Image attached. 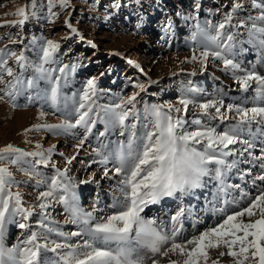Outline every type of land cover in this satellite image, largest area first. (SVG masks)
Instances as JSON below:
<instances>
[{
	"label": "snow or ice",
	"instance_id": "snow-or-ice-1",
	"mask_svg": "<svg viewBox=\"0 0 264 264\" xmlns=\"http://www.w3.org/2000/svg\"><path fill=\"white\" fill-rule=\"evenodd\" d=\"M47 4L51 16L55 18L59 14L52 9L57 4L67 8L69 0H47ZM191 7L192 11L184 19L196 21V31L191 37L196 47L192 49V56L185 58L184 62L199 61L201 69L206 70L209 58L221 61L223 71L231 72L239 90L248 93L251 89L254 93L252 97L225 104L223 96L226 93L218 89L214 97L203 102L182 98L180 107L171 103L145 104L142 122L136 103L140 92L147 90L145 84L136 83L134 87L139 91L119 97L118 102L102 105L96 102L97 80L90 78L79 94L67 97L62 89L68 83V76L79 65L50 67L58 62L59 42L44 39L36 62H30L23 51L17 53L0 48V85H3L0 87V101L16 108L17 98L27 90L35 89V96H29V101L43 100L57 110L63 101V114L75 117L74 120L65 118L55 124L33 125L25 129V134L46 129L59 135L82 128L84 134L76 144V155L84 148L98 122L104 125V130L98 132L97 140L117 128L120 129V136L125 137L112 141L114 147L111 150L105 143L93 148L91 155L98 159L90 160L87 165L81 161L86 168L93 163L100 164L102 178L115 180L110 188L109 211L99 217L96 213L102 209L94 206L91 211H85L80 206L76 191L78 184H99L95 173L88 180L77 181L74 176L68 175V168L59 169L54 164L55 176L51 178L48 190L38 194L37 203L25 207L22 193L13 191L14 187L18 189L20 182L10 165H20L26 157L35 158L28 162L32 171L26 172V175L31 178L37 174V165H49L56 146L44 149L37 143L35 151H26L13 144L0 148V264H143L141 258H134L141 248H147L153 254L151 264H161V257L167 260V264H208L209 250L221 247L227 251H219V258L227 255L233 258V264L249 261L251 264H264V189H259L247 207L227 215L222 223L179 242L183 208L170 217V231H165L163 222L158 223L155 218L142 215L149 205L159 204L164 198L182 199L196 189L205 188L212 180L217 182L213 199L226 197L231 190L241 187L239 184H227L228 174L236 170L239 178L244 180L252 176L251 166L254 164L260 169V174L252 176V183L256 185L259 181L264 184V75L256 71L255 66L251 69L242 67L235 59L240 52L247 51L243 47L247 43L256 52L259 62L264 63V0H250L247 6L245 0H232L229 10L223 13V21L215 25L208 20L201 24L200 0H193ZM224 7L221 5L215 11L221 12ZM26 9L27 6L19 8L14 14L22 19L11 23L24 24L28 19ZM252 10H256L255 15ZM245 12L246 17L233 24L234 18ZM66 24L73 34H79L70 22L66 21ZM168 27H172L171 22ZM240 28L247 29L246 40L238 39L241 35L238 31H228ZM80 38L83 39L82 36ZM12 59L22 71L9 66L8 62ZM29 68L34 70V75L25 80L24 71ZM5 74L10 79L5 80ZM192 75H195V70ZM40 81L45 82L43 89L39 86ZM155 83L157 81L148 80L149 85ZM189 91L199 93L202 90L190 88ZM249 100L250 106L246 103ZM69 105L72 106L71 112H67ZM189 105L193 108L194 118L191 120L186 119ZM39 115H45L42 109ZM129 117H132V122H128ZM219 124H225L223 130H219ZM192 126L195 130H190ZM258 147L260 154L256 155ZM76 155L68 158L67 163L71 164ZM110 163L111 168L108 167ZM241 164L249 167L242 169ZM20 170L24 171L23 168ZM247 195L243 193V196ZM228 202L224 200V203ZM54 203L63 205L65 212L69 213L65 223L80 225L78 231L65 233L55 226L57 222L51 220L48 213ZM94 203L99 204V199ZM37 210L41 215L37 222L39 227L63 239L49 240L48 235L33 230L24 240L6 247V224L15 222L14 218L20 216L23 222L17 223V227L29 230L32 228L29 218ZM244 217L258 218L245 222ZM71 237L82 239L70 243ZM173 256L176 258L173 259ZM211 264H220V260H212Z\"/></svg>",
	"mask_w": 264,
	"mask_h": 264
},
{
	"label": "rangeland",
	"instance_id": "rangeland-1",
	"mask_svg": "<svg viewBox=\"0 0 264 264\" xmlns=\"http://www.w3.org/2000/svg\"><path fill=\"white\" fill-rule=\"evenodd\" d=\"M76 1V2H75ZM41 4L39 7L34 3ZM70 2L74 3V9L70 16H67V19L71 22H74L79 29H81L83 24H86V28L88 30V36L90 38H94V36L102 35V37L94 38L97 40L107 41L108 37H116L117 41L122 40L121 46L125 49L126 55L130 57V60L134 58L135 49H140L138 52L142 54V58L144 62L143 65L146 64L151 58L149 57V47L151 48L152 45L155 49L159 48V52L161 51V60L157 63V67H161L160 70L163 68H167L171 66L181 65L180 56L181 54L190 51L192 48L196 47L191 40L192 34L196 31L194 25L196 23L195 20H188L185 21V15H188L189 12L192 11V2L193 0H70ZM83 2V3H82ZM250 2V0H249ZM248 2V3H249ZM82 3V4H81ZM38 4V5H39ZM186 4V5H183ZM70 5V4H69ZM83 5V6H82ZM183 5V6H182ZM27 6V14L28 19L24 23V28L22 30V34L19 35L20 31L16 32L17 27L19 24H13L11 22L18 21L22 19V17L15 15L14 13L21 7ZM60 8V5L57 4L52 11H56ZM71 7V6H70ZM185 7V8H184ZM78 8H83V16L81 19H77ZM229 7H227L228 10ZM49 6L47 4V0H0V48H6V50L21 52L25 51L24 54L28 58L30 62H36L38 60V52L39 46L43 42L44 39H52L55 41L62 40L63 43L66 42L64 40V33L66 29H62L60 25H58V19L63 15V10H59L58 16L52 18L49 12ZM68 10V8H65ZM32 12H31V11ZM63 11V12H62ZM177 11V12H176ZM31 12V13H30ZM212 12V13H211ZM34 13V15L32 14ZM46 14V15H45ZM245 16L247 13H241ZM254 15V14H253ZM223 12L216 13L215 11H207L201 12L199 20L203 25L205 20L211 21L213 25L218 24L223 19ZM244 17V16H243ZM49 18V19H48ZM177 18V19H176ZM39 19V20H38ZM241 19V18H238ZM179 20V21H178ZM237 23V19H235ZM169 22H171L172 27L169 28ZM52 25V26H50ZM55 25V26H53ZM94 25V26H93ZM242 30V29H241ZM246 28H243L244 34L243 38L240 40L247 39V33L245 32ZM230 31V30H228ZM61 32V33H60ZM97 32V33H96ZM23 36V37H21ZM15 41V42H13ZM134 41L135 45H138L140 48H134L131 42ZM160 44H159V43ZM73 42L65 43V45H61L60 51L57 54V63L50 65V67L58 68L63 64H73L76 63L79 66L76 68V71L68 76V83L66 86L63 87L62 91L63 94L67 97H71L73 93H80L84 88L86 81L90 78H96L97 80V104H110L118 102L119 97L124 96L127 97L134 92L135 90L134 84L141 83V79H145L148 77V73L138 72V77L136 76V72H132L133 67L131 64L129 65L128 69L129 72H125V64L123 62H118L115 60H104L101 54L96 52L93 53V48L90 46L82 45L83 42L80 44H73ZM159 44V45H158ZM103 47L104 45L102 42H99L98 46ZM149 45V47H147ZM160 46V47H159ZM37 47V48H36ZM244 48L247 49L245 52H240L236 55L235 59L241 63L244 62L246 58V62L252 63L255 60L256 53L252 50V46L245 43L243 45ZM110 48H115L111 46ZM146 48V49H145ZM23 49V50H22ZM115 49H118L115 48ZM121 50V48L119 47ZM144 49V50H143ZM146 50V51H145ZM27 54V55H26ZM231 58V57H230ZM240 60V61H239ZM15 60H9V65L16 69V71H22L17 65ZM14 62V63H12ZM129 62V61H128ZM12 63V64H11ZM116 63V64H115ZM15 64V65H14ZM89 66V67H88ZM86 68L88 70H86ZM144 68V66H143ZM178 70V69H176ZM155 69H151L150 73L154 72ZM175 78H178V72H174ZM188 73V72H187ZM34 74V70L29 68V70L24 72V78L27 80L28 78L32 77ZM214 74V72L212 73ZM188 77V78H187ZM187 79L189 81H193V78H190L187 75ZM5 80L10 79L5 74ZM184 78V76H183ZM208 83V84H207ZM211 82H209L208 77L207 80L204 82L194 83L193 86L201 85V92L203 95H208L210 90ZM223 85L226 83V79L224 78L221 81ZM212 85V84H211ZM40 88L43 89L45 87V82L40 81L39 84ZM209 86V89H208ZM3 87V85H0ZM152 89V88H150ZM180 90H184L181 86L175 87L174 90H166V92H161L157 89L151 90L149 94L145 96V100L147 105L152 104H167L169 100L175 99L178 97L177 92ZM128 94V95H127ZM111 95V96H110ZM157 95H160L158 98ZM29 96H35V89L27 90L23 95L17 98L16 103L18 107L15 109L26 110L30 109L33 110V114L30 118L34 120L32 122V126L36 124H55L59 123L62 119L68 118L74 120V116H66L63 113L65 109L63 107V101H61L59 110L54 109L50 106L49 103H45L43 100L33 99L29 101ZM144 98H142V101ZM6 102V101H4ZM8 105L11 106L10 103L6 102ZM138 110L141 114V121L143 122V108L145 105L139 103ZM138 105V104H137ZM12 107V106H11ZM44 111L46 118L40 119L38 111ZM72 106L69 105L67 112H71ZM24 115V114H21ZM51 117V122H47V118ZM12 118V112L4 111L0 112V145H6L11 141L15 142L14 139H11L10 135L13 133L12 127L9 126L10 119ZM57 118V120H56ZM191 118H194L193 116ZM39 119V120H37ZM55 119V120H54ZM54 121V122H53ZM39 122V123H38ZM132 122V117H129V121ZM31 126V127H32ZM30 127V128H31ZM24 128L23 131L20 132L25 133ZM104 130V125L100 122L97 123L96 127L93 129V134L89 137V149L92 150L93 148L99 147L101 143L110 144L109 150H111L114 145L112 141L123 140L125 139L124 136H120V129L117 128L116 130L109 132L104 137H100L97 140L98 132ZM7 134V137L3 135ZM28 140L31 142L41 143L45 148H49L52 145H55V149H59L60 146L65 145V143L72 148V151H75L76 146L74 145L79 141V139L83 136L84 130L82 128H75L69 132H62L61 134L57 135L54 132H49L46 129L31 131L28 132ZM121 137V138H120ZM114 138V140H113ZM67 139V140H66ZM111 139V140H110ZM27 141V142H29ZM18 142V140H17ZM36 143V144H37ZM73 143V144H71ZM21 142L18 145H14L19 148ZM20 145V146H19ZM25 148V147H24ZM23 148V149H24ZM26 151H30L25 149ZM54 154V155H53ZM51 157V162L49 165H37L35 168L36 175H32L29 178L26 175V172L32 171L30 161H33L35 158L26 157L24 161L21 162L20 165H12L11 171L13 172L17 181L20 182L18 189L13 188V191L19 190L23 195L26 193L24 190H29L34 195H38L42 191L48 190L51 178L55 176V170L53 168V164L56 168L64 169L68 168L69 164L67 163L68 158L76 155V152L73 154L63 153V155H57L55 151L53 152ZM107 154V152H106ZM59 156V157H58ZM56 157V158H55ZM84 155L79 154L76 155V159L72 161L70 165L73 166V172H78V166L80 164L77 163L78 160H83ZM96 158L95 156H93ZM60 158V159H59ZM55 159V160H54ZM98 159V157L96 158ZM61 160V161H60ZM86 160V159H85ZM56 161V162H55ZM7 163V161H5ZM94 165L86 168L83 173H80V176L83 177L81 180H88L90 179L92 168ZM23 168L24 171L20 169ZM234 171V170H233ZM231 174H234V172ZM69 172V171H68ZM256 175L260 174V169L257 168V172L254 170ZM23 174V175H22ZM71 176L70 172L68 173ZM251 177V176H250ZM35 178L37 179L35 181ZM33 179V181H32ZM250 178H247L245 181L248 182ZM226 183L234 185V181L230 178ZM38 181H42V183H37ZM236 182L242 181L238 178V181L235 179ZM113 182V183H112ZM229 182V183H228ZM103 183V184H102ZM240 183V182H239ZM251 182H248L244 185V189L241 191H234L231 190L226 197H221V199L214 200L212 197V193L209 192V197L204 201H200V206L202 210H198L197 204L198 199L202 196L200 194L195 195L196 199H191L190 204L194 202L193 208L194 210H190L188 215L187 222L183 223L182 225L185 227L184 230L193 234L198 235L202 231H206L208 228L215 227L218 224L222 223L223 219L226 218L227 215L232 214L235 211H240L244 207H247L250 202V190L249 186ZM258 183V182H257ZM100 184V185H99ZM99 184L93 182L88 184H78L76 191L80 198V206L85 211H91L94 206L97 209H102V211H98L96 213L97 216L107 214L109 211V205L111 204V195H110V188L115 184V180L102 178ZM112 184V185H111ZM238 184V183H237ZM264 184H262L263 187ZM101 186V187H100ZM107 186V187H106ZM247 187V188H246ZM253 187H256L253 185ZM261 189H264V187ZM257 188V187H256ZM79 189V190H78ZM198 193L197 191H195ZM216 192V188L215 191ZM243 193H248V198L243 196ZM62 194V193H60ZM33 196V195H31ZM241 197V198H240ZM252 198V197H251ZM99 199L100 203L95 204L94 202ZM227 199L229 202L224 203V200ZM24 202L27 201L23 198ZM193 200V201H192ZM207 203V204H205ZM93 205V206H92ZM180 205H174L169 210L158 209L156 212L151 213L147 212L144 215L146 218H155L158 223L163 222L165 231L171 230V223L170 217L175 215L177 210L179 209ZM51 208V210H49ZM48 209L50 214V219L57 222L55 225L59 228V230L65 233H71L74 229L79 230L80 225L67 223L69 226L65 225V221L69 219V213L65 212L63 205L60 204H53L52 207ZM223 209V211H219ZM51 211V212H50ZM166 211V212H165ZM167 218L166 220L164 219ZM64 218V219H63ZM258 217H244L243 219L246 221L247 219H256ZM15 222H9L5 226V236H4V243L5 246H13L19 243L20 241L24 240L29 234L30 231H38L42 235H48L49 240H62V237H58L56 233L48 234L45 229L40 228L38 225V221L41 219V215L39 210L33 214L32 217L29 218V222H32V228L29 230H21L17 227V223L23 222L20 216H16ZM248 221V220H247ZM246 221V222H247ZM206 229V230H205ZM181 234H184V231L181 230ZM167 247V245L165 246ZM222 251H227L224 247L220 248ZM213 249L209 250V261L208 264H211L212 260H220V264H233V258L229 256H225L222 259L219 258V251L221 250ZM213 251V252H212ZM217 251V252H215ZM139 257L142 259L143 264H151L153 254L147 248H141L135 254V257ZM173 256L172 258H174ZM161 264H167V260L165 258H160ZM226 262H223L224 260ZM232 259V260H231ZM165 260V261H163ZM223 260V261H222ZM228 260V261H227ZM231 260V261H230ZM246 264H251V261L246 262Z\"/></svg>",
	"mask_w": 264,
	"mask_h": 264
},
{
	"label": "bare ground",
	"instance_id": "bare-ground-1",
	"mask_svg": "<svg viewBox=\"0 0 264 264\" xmlns=\"http://www.w3.org/2000/svg\"><path fill=\"white\" fill-rule=\"evenodd\" d=\"M76 2V1H75ZM75 2H70L69 0V6L67 7L68 10H66L65 8L61 7L54 11V12H59V10H63V15L58 19V25H60V27L63 26L62 29H66L65 30V33H64V40H66L65 43H68V42H73V44H80L81 42L82 45H86V46H90L93 48V53L96 52L98 54H101V56L104 58V60L107 62V60H115V61H118V62H123L125 64V69L124 71L127 73L129 72V65L131 64V66L133 67L134 70H132V72H136V76L138 77V72H142V73H148V77L145 78V79H141V83L145 84L146 86V91L145 92H140V95L137 97V103H136V109L138 110V106L140 105V101H141V104L142 105H145L146 103V100H145V96L147 94H149V92L151 90H154V89H157L161 92H166V90H174L175 87H183L184 90H180L177 92V95L178 97L175 98V99H171L168 101V103H171L173 104L174 106L176 107H180V104H179V101L182 99V98H194L196 99L198 102H203L204 100L206 99H209V98H212L216 95L217 93V90L218 89H223L224 93H226V95L223 96V99H224V103L225 104H229V103H234V102H239L240 99H242L243 97H252L254 95L253 91L250 89L248 93H242L240 90H239V87L238 85L234 82V79H233V76L231 74V72H225L223 71V66H222V63L221 61L219 60H213L211 58H209V62H208V65H207V68L206 70H202L201 69V66H200V63L199 61L197 62H184L185 61V58H190L193 54L192 52V49L188 52H185L183 54H181L180 56V60H181V65H178L176 68L175 66H171L170 67H167V68H163L162 70L161 67H157V63L161 60V51L159 52V48L155 49V47H152L150 48L149 45L147 47H149V50H147L149 52V57L148 58H151L149 59L148 61H146V64L143 65L142 63L144 62L143 60V56L142 54H140L138 51L140 49H135L136 52H134V58L133 60H130V57L128 55H126V52H125V49L122 48L121 46V43L124 39L117 41V38L116 37H108L107 41H103V40H97V39H94L96 37L100 38L102 37V35H95L94 38H90L88 36V30L89 28H86V24H83L81 29H79V27L76 26V24H74V22H71L67 19V16L71 14V12L74 9V3ZM201 4H202V11L201 12H206L208 10H211V11H215L216 8H219L221 5H225V7L221 10L223 13L227 12L229 10H227V7H230L231 3H232V0H200ZM249 0H245V4L246 6L249 4L248 3ZM83 3V2H82ZM81 3V4H82ZM36 2V4L34 3V6H40L41 4H39ZM183 5H186V4H183ZM182 5V6H183ZM71 6V7H70ZM83 6V5H82ZM185 8V7H184ZM49 10V9H48ZM54 10V9H53ZM31 11V10H30ZM32 12V11H31ZM30 12V13H31ZM61 12V11H60ZM59 12V13H60ZM177 12V11H176ZM216 12V11H215ZM83 8H78V14H77V19H81L82 16H83ZM190 13V12H189ZM212 13V12H211ZM218 13V12H216ZM34 15V13H32ZM252 14H256V10H252ZM46 15V14H45ZM82 15V16H81ZM186 16V15H185ZM244 16V17H243ZM246 16L244 14H239L237 18H234L233 20V24H235L236 20H238V18H245ZM53 18V17H52ZM49 19V18H48ZM177 19V18H176ZM223 19H224V16H223ZM223 19L221 20V22L223 21ZM39 20V19H38ZM66 21L70 22L72 24L73 27H75L76 29H78V35L76 34H73L71 32V30L67 27V24H66ZM179 21V20H178ZM191 21V20H190ZM26 22V21H25ZM52 26V25H50ZM55 26V25H53ZM94 26V25H93ZM24 28V24L20 25L17 27V31H20V33H17L19 35H21L23 32ZM242 29V30H241ZM245 29V28H244ZM230 31H238L239 33H241V35L238 37V39L240 38H243V34H244V31H243V28H240V29H228ZM245 32L247 33V30H245ZM61 33V32H60ZM97 33V32H96ZM23 35V34H22ZM83 37V39H81L80 37ZM23 37V36H21ZM91 41L92 43L89 44L88 42ZM57 42L60 43V45H65V43L62 42V40H58ZM99 42H102V44L104 45L103 47H100V45L98 46ZM134 41L131 42L132 46L134 48H140L138 47V45H135V43H133ZM159 43V42H158ZM160 44V43H159ZM158 44V45H159ZM93 45H95V47H93ZM194 45L196 46V44L194 43ZM111 46H114L115 48L118 47V49H115V48H110ZM119 47L121 48V50L119 49ZM160 47V46H159ZM37 48V47H36ZM146 49V48H145ZM23 50V49H22ZM138 50V51H137ZM144 50V49H143ZM146 51V50H145ZM254 50H252L253 52ZM25 52V51H24ZM255 52V51H254ZM19 53V52H18ZM256 53V52H255ZM27 55V54H26ZM29 58V57H28ZM129 61V62H128ZM240 61V60H239ZM15 62V61H14ZM12 62V63H14ZM11 63V64H12ZM16 63V62H15ZM116 64V63H115ZM15 65V64H14ZM139 67H138V66ZM10 66V65H9ZM144 66V68H143ZM253 66H255V70L258 71L260 74L264 75V63H260L259 60H258V57H257V54L255 56V60H253L252 63L250 62H246V58L244 60V62L242 63V67L244 68H249L251 69ZM89 67V66H88ZM141 69L143 71H141ZM151 69H155L154 72L150 73V70ZM178 69V70H176ZM16 70V69H15ZM29 70V69H28ZM86 70H88L86 68ZM195 70V75H192V72ZM25 72V71H24ZM174 72H178V78H175L174 75L175 73ZM188 72V73H187ZM214 72V74H212ZM34 75V74H33ZM187 75H189L190 78H193L194 80L191 82L189 81L187 78ZM184 76V78H183ZM187 77V78H186ZM207 77H208V80L210 83L209 86L210 87V92L208 93V95H203L202 92H199V93H192L189 91L190 88H199L201 89V85H198V86H193L194 83H199V82H204L205 80H207ZM226 79V83L223 85V83H221V81H223V79ZM151 79V80H154V81H157V83L155 84H151L149 85L148 84V80ZM193 84V85H192ZM208 84V83H207ZM212 84V85H211ZM209 86H208V89H209ZM134 87V86H133ZM255 87V85L253 86ZM152 88V89H150ZM133 91H139L138 89L135 88V90ZM128 95V94H127ZM111 96V95H110ZM147 97V96H146ZM157 97L159 98L160 95H157ZM20 98V97H19ZM142 98H144V100L142 101ZM246 103L251 104V101H246ZM138 104V105H137ZM8 111V112H12V118L10 119V124L9 126L12 127L13 129V133L10 135L11 139H14L15 142L11 141L10 143L8 144H13V145H18L19 142H21V146L20 147H25L24 149H27V150H30V151H35L37 150L36 149V143L37 142H27L29 141L28 140V134H25V133H22L20 132L21 130L23 131L24 128H27L29 129L31 126H32V122L34 120H32V118H30L32 115L29 116V114H33L34 111L33 110H30V109H26V110H20V109H15V108H12L10 105H8L6 102L4 101H0V112H4V111ZM38 113H40V111H38ZM21 114H24V115H21ZM193 116V108L191 105H189V110H188V113H187V116H186V119L188 120H191L193 118H191ZM49 117V116H48ZM39 118L40 119H43V118H46V116L44 115L43 117H40L39 115ZM131 118V117H130ZM30 120L32 122H30ZM39 120V119H37ZM55 120V119H54ZM57 120V118H56ZM51 122V117L47 118V122ZM35 122V121H34ZM33 122V123H34ZM54 122V121H53ZM206 122V121H205ZM39 123V122H38ZM213 123H219L217 121H214ZM50 124V123H49ZM53 124V123H52ZM225 127V124H219V130H223ZM190 130H195V126H192ZM72 131V130H71ZM4 137H7L8 135L5 134L3 135ZM121 138V137H120ZM18 140V142H17ZM67 140V139H66ZM111 140V139H110ZM114 140V138H113ZM78 143V142H77ZM75 143L74 145L76 146ZM89 141H87L85 143V146L83 149H81L79 151V154H82L84 155V159L81 160L84 162L85 165H87L89 163L90 160L92 159H96L93 157V155H91L92 153V150L89 149ZM6 144V145H8ZM41 144V143H40ZM73 144V143H71ZM6 145H0V148L6 146ZM42 145V144H41ZM110 145V144H108ZM43 146V145H42ZM231 147V146H230ZM44 149L45 146H43ZM69 153V154H73L74 152H76V148H75V151H72V148L69 147L66 143L65 145H62L60 146L59 149H55V153L57 155H60V153ZM107 152V150H106ZM255 154L256 155H259V147L255 150ZM54 155V154H53ZM59 157V156H58ZM56 158V157H55ZM60 159V158H59ZM86 159V160H85ZM231 159V158H229ZM55 160V159H54ZM61 161V160H60ZM81 161L78 160L77 163L80 164L78 166V172H73V166L72 165H68V170L71 174V176H74L76 178L77 181H80L81 179H83L82 176H80V173H83L86 169V167L82 166L81 164ZM56 162V161H55ZM91 165H94V167L92 168L91 170V173H89L88 176H90L92 173H95V180L96 181H101L102 179V173H103V168L100 164L98 163H93ZM12 165H10V168H11ZM109 168L112 167L111 163L108 165ZM249 165H245V164H241L240 165V168L242 169H246L248 168ZM253 168V172H252V176H257L256 173H254V170L257 172V168L258 166H256L255 164L251 166ZM88 168V167H87ZM68 172V173H69ZM234 174H231L229 173L227 178H230L231 180L234 181V184H239L241 187L240 189H235L234 191H241V189H244V185H246L248 182H251L252 181V176L250 177H246L245 180L247 178H250L248 180V182H246L245 180H242V181H239V182H236L235 179L238 181V178L239 176L237 175V172L236 170L233 171ZM23 175V174H22ZM111 175V173H110ZM226 178V179H227ZM206 181H208V178H205ZM37 179L35 178V181ZM33 181V179H32ZM228 180H226L227 182ZM258 182V183H257ZM113 183V182H112ZM229 183V182H228ZM103 184V183H102ZM217 184L216 181L212 180V181H208L207 184H206V187L203 188V189H196L194 190L191 194L187 195V196H184L182 199H175V198H164L159 204H156V205H149L148 208L145 209V212L142 213V214H146L147 212H151V213H154L156 212L158 209H163V210H169L170 208H172L174 205H180L179 209L180 208H183L184 209V215L180 218L181 221L183 223L187 222L188 220V215H189V212L190 210H194V206L193 204H195L194 202H192V204H190L191 202V199H196V196L197 194H200L202 197L200 199H198V204H197V207H198V210H202V207L200 206V201L202 200H206L209 196V192L210 193H214L215 191V185ZM100 185V184H99ZM112 185V184H111ZM231 185V183H230ZM79 186V185H78ZM256 187H253V183L250 184L249 186V190H250V199L251 197L255 196L256 194H258V191L259 189H261L262 187V183H260L259 181H256ZM101 187V186H100ZM107 187V186H106ZM264 187V185H263ZM262 187V188H263ZM247 188V187H246ZM79 190V189H78ZM195 191H197L198 193H196ZM24 192H26L24 195H23V198L27 201V204L25 202V207L31 205V204H35L37 203V196L34 195V193L31 194V192L29 190H24ZM242 192V191H241ZM80 194V192H78ZM248 194V193H247ZM33 195V196H31ZM211 197V196H209ZM213 198V197H212ZM241 198V197H240ZM246 198H248V196H246ZM193 201V200H192ZM207 204V203H205ZM93 206V205H92ZM93 209V208H91ZM178 209V210H179ZM220 209V208H219ZM51 210V208L49 209ZM177 210V211H178ZM165 211V212H166ZM51 212V211H50ZM49 213V212H48ZM103 215V214H102ZM99 217V216H98ZM64 219V218H63ZM164 219L166 220L167 218L164 217ZM248 220V219H247ZM246 220V221H247ZM30 221V220H29ZM245 221V222H246ZM31 225L33 224L32 222H29ZM66 226H69L67 223H65ZM184 225V224H183ZM34 226V225H33ZM32 226V227H33ZM184 226L182 227V230L184 231V234H181L179 237H178V242L181 241V240H187V239H190L192 236H191V231L189 232L184 230ZM206 230V229H205ZM74 231H78L76 229H74ZM72 230V232H74ZM27 236V235H26ZM82 237H71L69 242L70 243H76L77 241L81 240ZM8 247V246H6ZM12 247V246H9V248ZM223 248V247H222ZM219 250V249H218ZM221 250V249H220ZM222 251V250H221ZM213 252V251H212ZM217 252V251H215ZM51 255V254H50ZM219 255V254H218ZM175 258V257H174ZM224 260V261H223ZM222 261L223 262H226L225 260L226 259H223ZM232 260V259H231ZM230 260V261H231ZM165 261V260H163ZM228 261V260H227ZM166 264V263H165ZM232 264V263H230Z\"/></svg>",
	"mask_w": 264,
	"mask_h": 264
}]
</instances>
